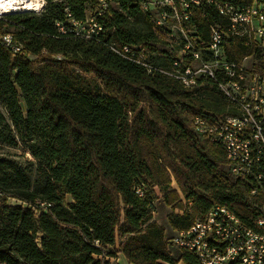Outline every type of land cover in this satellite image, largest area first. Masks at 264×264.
I'll return each instance as SVG.
<instances>
[{
  "label": "trees",
  "instance_id": "trees-1",
  "mask_svg": "<svg viewBox=\"0 0 264 264\" xmlns=\"http://www.w3.org/2000/svg\"><path fill=\"white\" fill-rule=\"evenodd\" d=\"M141 1L45 0L40 13L0 18V38L22 49L14 55L0 40V145L20 143L36 161H0V264H112L118 254L128 264H199L170 246L176 232L215 205L250 225L254 212L222 149L192 131L195 114H232L216 87L187 89L109 48L145 47L170 62ZM66 10L78 22L94 17L102 32L77 35ZM213 20L195 10L202 39ZM225 52L241 63L257 50L231 38ZM156 201L171 210L170 239L153 221Z\"/></svg>",
  "mask_w": 264,
  "mask_h": 264
},
{
  "label": "built area",
  "instance_id": "built-area-1",
  "mask_svg": "<svg viewBox=\"0 0 264 264\" xmlns=\"http://www.w3.org/2000/svg\"><path fill=\"white\" fill-rule=\"evenodd\" d=\"M8 1L0 0V18L26 12L11 8ZM141 8L167 42L170 62L160 63L161 54L149 53L145 47L110 45V50L145 72L172 78L187 89L198 88L204 81L216 87L232 114H195L192 131L222 149L229 176L245 191L247 205L254 212L248 225L228 208L215 205L188 229L176 232L169 244L193 254L199 264H264V0L241 4L230 0H142ZM197 9L219 19L209 24L207 40L193 22ZM65 13L77 35L96 39L102 32L94 17L82 23L67 10ZM56 26L63 32L62 26ZM231 38L251 44L257 53L241 63L229 60L225 44ZM0 40L8 41L14 55L21 54V47H14V37ZM136 193L142 194L140 189Z\"/></svg>",
  "mask_w": 264,
  "mask_h": 264
},
{
  "label": "rangeland",
  "instance_id": "rangeland-1",
  "mask_svg": "<svg viewBox=\"0 0 264 264\" xmlns=\"http://www.w3.org/2000/svg\"><path fill=\"white\" fill-rule=\"evenodd\" d=\"M44 5H45V0H43V6ZM41 10L38 12H35V11H31V12L40 13ZM158 47L161 50L169 49L168 46H166V44H162V43L158 44ZM0 161L5 163L6 166L13 167V168L24 167L30 162L36 163V161L29 155L24 145L20 143L16 147H8V146L0 145ZM32 178H34V174H32ZM171 186L173 188H177L174 180H172ZM66 199L68 202L70 201L69 197H67ZM7 203L15 204L16 201L13 199H8ZM170 212L171 210L168 207H165L160 201L155 202V210L152 214L153 221H155L158 225L162 226L165 229L166 236L169 239L173 236L172 231L170 230L168 226V217H169ZM169 249L171 250L172 253L175 250L172 247H169ZM120 260H122V258L120 255H118L115 260H111V263L119 264Z\"/></svg>",
  "mask_w": 264,
  "mask_h": 264
},
{
  "label": "bare ground",
  "instance_id": "bare-ground-1",
  "mask_svg": "<svg viewBox=\"0 0 264 264\" xmlns=\"http://www.w3.org/2000/svg\"><path fill=\"white\" fill-rule=\"evenodd\" d=\"M8 5H10L11 8H20L23 11H40L43 7V0H9ZM3 39H12V38L10 35H6L3 37ZM2 44L4 47L8 48V41L2 40ZM14 47L17 46L14 45ZM10 49L12 50V48Z\"/></svg>",
  "mask_w": 264,
  "mask_h": 264
},
{
  "label": "crops",
  "instance_id": "crops-1",
  "mask_svg": "<svg viewBox=\"0 0 264 264\" xmlns=\"http://www.w3.org/2000/svg\"><path fill=\"white\" fill-rule=\"evenodd\" d=\"M118 255H120L121 258H122V260L119 261V264H128V263L126 262L125 258H124L121 254H118ZM179 264H181V263H179Z\"/></svg>",
  "mask_w": 264,
  "mask_h": 264
}]
</instances>
